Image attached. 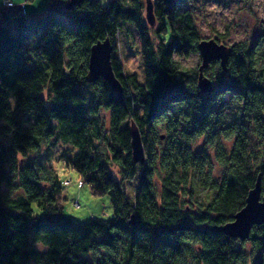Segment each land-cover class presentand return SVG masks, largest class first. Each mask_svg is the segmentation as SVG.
<instances>
[{
	"label": "trees",
	"instance_id": "1",
	"mask_svg": "<svg viewBox=\"0 0 264 264\" xmlns=\"http://www.w3.org/2000/svg\"><path fill=\"white\" fill-rule=\"evenodd\" d=\"M151 1V26L145 0L70 8L49 0L31 18L0 10V264H264V222L244 240L210 228L233 219L259 173L264 194V29L225 44L226 68L218 60L204 68L213 89L202 92L199 64L185 72L173 60L198 53L203 37L191 7ZM133 28L142 83L113 52L119 33ZM218 35L228 39V27ZM106 38L119 93L102 77L88 80L90 47ZM131 121L143 162L131 156ZM57 142L75 149L66 165L78 186L109 196L111 217L64 213L58 174L30 158Z\"/></svg>",
	"mask_w": 264,
	"mask_h": 264
},
{
	"label": "rangeland",
	"instance_id": "2",
	"mask_svg": "<svg viewBox=\"0 0 264 264\" xmlns=\"http://www.w3.org/2000/svg\"><path fill=\"white\" fill-rule=\"evenodd\" d=\"M28 2L30 9H28V12L25 9L24 11L25 13L27 12L30 18L34 17L37 12H39L38 14H42L48 11L47 4L49 0H28ZM101 2L105 3L106 0H101ZM258 3L259 0H251V2H248V0H183L184 6L191 7L201 36L203 38H217L223 44H232L235 41L243 39L252 41L263 31L264 19L256 21L245 15V11L251 13L253 17L258 15L256 9L252 7V4ZM208 9H211V11H207V15L205 16L204 11ZM60 17L62 22L70 27L66 17L63 15ZM227 27L229 37L226 40H222L218 32H224ZM113 52L120 58L124 69L135 72L137 79L142 83L144 80L143 62L140 54L139 37L134 28L132 35H128L124 31L119 33L117 49ZM195 55L199 57L198 60L194 59L193 54H191L187 58H182L179 61L180 65L187 66L194 63L195 67H197L200 64V56L198 53H195ZM10 101L12 104V98H10ZM101 116L106 122L108 121V112L106 110H101ZM0 141L6 142V139L0 135ZM198 144H200V141ZM67 147L68 145L60 142L49 144L47 147L42 144L40 152L31 154L30 158L35 160L34 164H43L46 167H51L58 174L64 197L62 200L63 211L74 221H83L93 217H111L113 209L107 194H94L90 186L84 182L81 186H78L80 179H78L79 176L76 170L66 165L68 157L74 153L75 149L72 152L71 149H66ZM56 164L62 165L63 178L61 171L56 169ZM113 169L115 178L120 180L121 175L117 171V167L115 166ZM72 173H75V175ZM124 184L130 193L131 184L128 182ZM75 202L78 204H75ZM76 210L88 211L89 214L83 217L73 215V212ZM109 212H111V215L108 214ZM36 246L42 248L38 244ZM28 264L33 263L29 262Z\"/></svg>",
	"mask_w": 264,
	"mask_h": 264
},
{
	"label": "water",
	"instance_id": "3",
	"mask_svg": "<svg viewBox=\"0 0 264 264\" xmlns=\"http://www.w3.org/2000/svg\"><path fill=\"white\" fill-rule=\"evenodd\" d=\"M84 0H67L65 8H70ZM170 4L176 0H162ZM145 20L149 25H153L155 17L153 14V3L151 0H145ZM197 50L200 56L198 66L197 86L202 92H210L213 89L211 80L204 75L203 69L208 67L212 61L218 60L223 69L229 56V47L218 41L217 38H202ZM113 45L108 38L103 41L95 42L89 50L88 56V80L95 81L99 77L105 79L118 93L121 90V84L115 76L111 64V54ZM130 145L131 156L135 162H143L145 159L141 134L134 121L130 122ZM164 135L161 134V138ZM135 224V215L132 214L128 221ZM264 222V194L261 193V174L256 177L254 186L248 191L244 206L238 210L231 221L224 224L212 225L213 231L223 232L232 237L246 239L249 237L254 225Z\"/></svg>",
	"mask_w": 264,
	"mask_h": 264
},
{
	"label": "clouds",
	"instance_id": "4",
	"mask_svg": "<svg viewBox=\"0 0 264 264\" xmlns=\"http://www.w3.org/2000/svg\"><path fill=\"white\" fill-rule=\"evenodd\" d=\"M17 2H19V0H17ZM248 2H251V0H248ZM252 7L254 9H256L258 15L253 17L252 14L248 13L247 11H245V15L250 17V18H252L253 20H256V21L264 19V0H259L258 4H252ZM207 11H211V9H208V10L204 11V15L205 16L207 15ZM193 56H194V59H196V60L199 59V57L196 56L195 53H193ZM181 59H182V57L180 55H174V57H173L174 62H179ZM194 68H195V65H194V63H192V64H188L187 66L181 65L180 70L188 72V71L194 70ZM23 158H24L23 156L20 157V159H23ZM56 169L61 171L62 178H63L62 165L61 164H56ZM72 174L75 175V173H72ZM78 179H79V177H78ZM73 191H74V189H73ZM32 207L34 209V213L33 214L39 213L41 211V209L38 208L35 203H33ZM88 214H89L88 211L76 210V211L73 212V215H78V216H81V217L86 216ZM108 214L111 215V212H109ZM41 246L43 247L44 245H41ZM246 247H249V246L246 245ZM253 255H254V253H253ZM251 259H252L251 257L248 258V264H251Z\"/></svg>",
	"mask_w": 264,
	"mask_h": 264
},
{
	"label": "crops",
	"instance_id": "5",
	"mask_svg": "<svg viewBox=\"0 0 264 264\" xmlns=\"http://www.w3.org/2000/svg\"><path fill=\"white\" fill-rule=\"evenodd\" d=\"M7 0H0V10H13V9H25L28 12V9H30V5L28 0H8L11 2L10 5L6 4ZM25 12V11H24ZM26 12V15H27ZM39 12L35 13V16L38 15ZM28 16V15H27Z\"/></svg>",
	"mask_w": 264,
	"mask_h": 264
},
{
	"label": "built area",
	"instance_id": "6",
	"mask_svg": "<svg viewBox=\"0 0 264 264\" xmlns=\"http://www.w3.org/2000/svg\"><path fill=\"white\" fill-rule=\"evenodd\" d=\"M6 4L10 5L11 2L7 0V1H6ZM75 204H78V203L75 202Z\"/></svg>",
	"mask_w": 264,
	"mask_h": 264
}]
</instances>
